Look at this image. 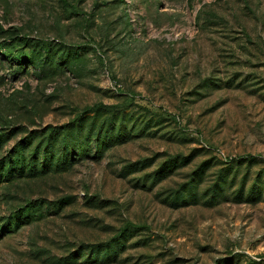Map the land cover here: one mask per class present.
<instances>
[{
    "label": "rangeland",
    "instance_id": "1",
    "mask_svg": "<svg viewBox=\"0 0 264 264\" xmlns=\"http://www.w3.org/2000/svg\"><path fill=\"white\" fill-rule=\"evenodd\" d=\"M0 264H264V0H0Z\"/></svg>",
    "mask_w": 264,
    "mask_h": 264
},
{
    "label": "trees",
    "instance_id": "2",
    "mask_svg": "<svg viewBox=\"0 0 264 264\" xmlns=\"http://www.w3.org/2000/svg\"><path fill=\"white\" fill-rule=\"evenodd\" d=\"M17 59V61H19L20 63L23 61L22 59H20V58H16Z\"/></svg>",
    "mask_w": 264,
    "mask_h": 264
}]
</instances>
